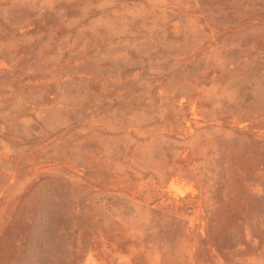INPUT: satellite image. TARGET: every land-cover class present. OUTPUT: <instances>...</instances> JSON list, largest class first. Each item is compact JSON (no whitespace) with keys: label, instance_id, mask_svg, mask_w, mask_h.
I'll return each instance as SVG.
<instances>
[{"label":"rangeland","instance_id":"1","mask_svg":"<svg viewBox=\"0 0 264 264\" xmlns=\"http://www.w3.org/2000/svg\"><path fill=\"white\" fill-rule=\"evenodd\" d=\"M0 264H264V0H0Z\"/></svg>","mask_w":264,"mask_h":264}]
</instances>
